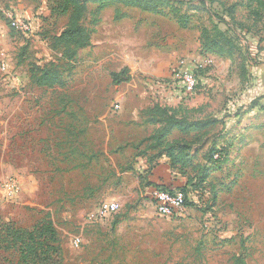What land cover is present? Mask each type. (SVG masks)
Wrapping results in <instances>:
<instances>
[{
  "label": "rangeland",
  "instance_id": "rangeland-1",
  "mask_svg": "<svg viewBox=\"0 0 264 264\" xmlns=\"http://www.w3.org/2000/svg\"><path fill=\"white\" fill-rule=\"evenodd\" d=\"M119 1L89 3L82 23L94 33L92 45L66 63L62 48L52 47L70 23V13L57 10L58 0H0L2 221L24 229L51 221L61 246L60 264H264V158L245 160V170L206 169L211 153L227 146L223 118L240 106L243 93L234 91L241 87L236 67L221 73L223 59L201 54L203 28L211 36L227 31L207 10L242 37L244 27L264 30V20L256 25L251 16L256 5L249 0H204L205 6L196 0H154L169 3L170 9L152 13ZM20 7L33 16H17ZM183 14L187 28L178 21ZM14 16L36 20L46 42L13 31ZM204 56L205 63H199ZM193 62L200 65L201 79L193 96L171 105L150 97L145 83L168 81L176 65ZM50 63L64 64L65 87H34L30 66ZM125 68L130 81L115 85L112 74ZM160 106L175 109L168 117L212 126L172 129L163 145H156L161 118H167ZM175 140L189 147L191 165L184 177L195 182L187 192L180 190L189 205L171 220L156 214L147 172L151 156L165 154ZM246 150L243 155L252 159L254 153ZM7 182L14 191L6 190ZM104 208L107 216L99 217ZM4 248L0 264H25L15 249Z\"/></svg>",
  "mask_w": 264,
  "mask_h": 264
},
{
  "label": "trees",
  "instance_id": "trees-1",
  "mask_svg": "<svg viewBox=\"0 0 264 264\" xmlns=\"http://www.w3.org/2000/svg\"><path fill=\"white\" fill-rule=\"evenodd\" d=\"M92 1L93 0H58L57 10L61 13H70V23L59 36L54 38L52 47L54 49L62 48V60L66 63L74 62L77 59L79 50H84L92 45V37L94 33L89 27L82 23L89 12V3ZM119 2L123 3L125 6L140 8L143 11H149L152 13H159L161 9L165 7L170 9L169 3L164 5L160 2H154V0H120ZM196 2L205 6L204 0H196ZM249 2L251 5H256V8L253 10L251 16L255 18V23L258 25L261 23L260 21L264 20V0H249ZM100 6V11H103L106 8L105 3ZM207 11L209 12L211 19L225 24L227 26V31L222 32L217 30L216 34L211 36L210 31L207 28H203L201 31V54L215 55L221 59L235 58V55L237 54L239 57H243V60H246L249 51L247 50V46H242V42L246 40L248 35L258 36L260 31L258 32V30H254V25L253 27H244L241 29L242 37H240L235 27L226 22L222 16L212 12L211 10ZM174 12L177 11L174 10ZM186 19L187 17L184 14L178 18L179 24L183 28H187ZM12 30L21 35L15 29L12 28ZM230 34H233L235 37L232 38L233 36H230ZM38 37L40 38V28L38 31ZM63 65L56 63H50L45 66L31 65L29 68L31 84L34 87L49 90H56L58 88L65 87L66 80H63ZM197 76L199 80L197 87L198 90L201 86L199 71ZM130 79L131 74L128 68L112 74V81L115 85L128 82ZM175 100L173 103H175ZM157 110L161 114H166L167 118H161L164 119V127L159 132H157V135L155 136L157 139L156 145H163V138H166L172 129H181L182 131L187 132L195 126L201 127L199 130H208L212 126V124H210L211 122L209 121L201 120L195 124H187V122H185L183 119L180 120L179 118H175L173 116L168 117V113L175 110L174 108L160 106L157 107ZM169 146V148L165 147L164 151L165 154L171 158L172 168L177 170L178 173L183 177L188 175L186 174L187 169L191 165V154L189 153V147L187 144H185V142L180 140H175L174 142L170 143ZM215 153L220 154L219 160L214 159ZM228 155L229 151L227 146L226 148L216 149L211 153L206 169H212V171L215 169H221L220 165L228 159ZM160 156L161 155L151 156V158L148 160L150 169L147 174H149L151 171L152 161L156 157L158 158ZM205 178L206 175H202L201 181H204ZM186 181L189 187L195 182L190 176L188 177V180L186 179ZM147 185L149 186L150 184L148 183ZM182 191L187 192L188 190L182 189ZM188 205L189 202L187 197L186 207ZM5 246L7 248L15 249L19 253L20 261L25 264H60V260H62L61 246L58 240L57 231L53 227L51 221H45L41 224H37L33 229H24L15 227L10 223L3 222L0 216V251L5 249Z\"/></svg>",
  "mask_w": 264,
  "mask_h": 264
},
{
  "label": "crops",
  "instance_id": "crops-1",
  "mask_svg": "<svg viewBox=\"0 0 264 264\" xmlns=\"http://www.w3.org/2000/svg\"><path fill=\"white\" fill-rule=\"evenodd\" d=\"M24 9L25 7L18 8L16 15L33 16L32 10ZM259 31L260 36L248 35L246 40L242 42V46H247L249 51L246 60H243L241 56L239 58L236 56L238 59L236 57L227 58L221 62L226 67L223 68L226 70H222L221 73L230 72L236 67L233 73L236 77V83L241 87H237L234 91L242 90L241 93H243L240 106L229 109L227 112L230 116L223 118L225 130L221 136L227 142L229 155L228 159L220 165L222 170H233L234 167L245 170L247 168L246 161L255 159L258 162L261 156L264 158V30L258 29ZM211 61L214 64V61ZM199 63H205V56L201 58ZM144 85L149 89L153 86L149 83ZM196 109H199V106ZM219 118L222 120L221 117ZM246 149L254 153L252 159L243 155L247 151ZM147 178L150 184L149 190L154 187L169 188L176 191L190 189L185 177L172 168L171 158L166 154H162L156 159Z\"/></svg>",
  "mask_w": 264,
  "mask_h": 264
},
{
  "label": "built area",
  "instance_id": "built-area-1",
  "mask_svg": "<svg viewBox=\"0 0 264 264\" xmlns=\"http://www.w3.org/2000/svg\"><path fill=\"white\" fill-rule=\"evenodd\" d=\"M11 27L28 39H35L42 42L38 37L39 25L36 20H26L14 16ZM208 63H212L209 61ZM200 65L197 62L191 64L180 63L176 65L171 72L170 80L164 82H154L150 89V97L159 99L166 104H172L175 99L193 96L198 87L197 73ZM215 160L220 159V154L215 153ZM7 191H14L15 186L7 182L5 185ZM151 201L155 212L159 217L174 219L181 216L186 208L187 197L181 191L169 190L163 188H154L151 193ZM107 211V210H106ZM108 212L105 208L99 213V217H106Z\"/></svg>",
  "mask_w": 264,
  "mask_h": 264
}]
</instances>
